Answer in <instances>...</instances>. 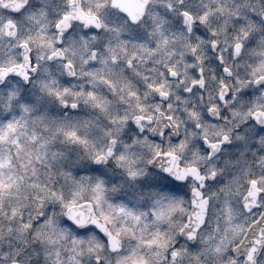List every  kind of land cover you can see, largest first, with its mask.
<instances>
[{"label": "clouds", "instance_id": "clouds-1", "mask_svg": "<svg viewBox=\"0 0 264 264\" xmlns=\"http://www.w3.org/2000/svg\"><path fill=\"white\" fill-rule=\"evenodd\" d=\"M0 264H264V0H0Z\"/></svg>", "mask_w": 264, "mask_h": 264}]
</instances>
